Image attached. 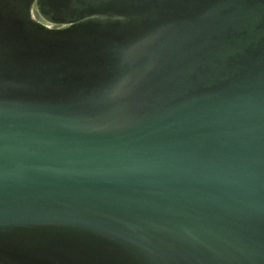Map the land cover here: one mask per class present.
Wrapping results in <instances>:
<instances>
[{
  "label": "water",
  "instance_id": "1",
  "mask_svg": "<svg viewBox=\"0 0 264 264\" xmlns=\"http://www.w3.org/2000/svg\"><path fill=\"white\" fill-rule=\"evenodd\" d=\"M0 264H264V0H0Z\"/></svg>",
  "mask_w": 264,
  "mask_h": 264
}]
</instances>
